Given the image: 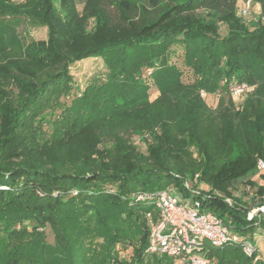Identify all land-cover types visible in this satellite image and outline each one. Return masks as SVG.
<instances>
[{
  "label": "trees",
  "instance_id": "1",
  "mask_svg": "<svg viewBox=\"0 0 264 264\" xmlns=\"http://www.w3.org/2000/svg\"><path fill=\"white\" fill-rule=\"evenodd\" d=\"M252 1L261 16L246 22L237 0H180L154 19L136 17L138 0H0V264H176L145 253L153 206L135 198L169 187L191 196L195 175L204 208L234 233L264 236V215L248 219L264 184L247 181L260 196L247 207L231 190L264 162V0ZM21 25L46 28V39L28 40ZM88 58L107 78L69 99L70 68ZM233 79L253 87L238 109ZM201 91L220 96L214 108ZM206 255L264 264L238 245Z\"/></svg>",
  "mask_w": 264,
  "mask_h": 264
},
{
  "label": "built area",
  "instance_id": "2",
  "mask_svg": "<svg viewBox=\"0 0 264 264\" xmlns=\"http://www.w3.org/2000/svg\"><path fill=\"white\" fill-rule=\"evenodd\" d=\"M251 4L252 0H244V5L238 9L239 16H247ZM260 19L264 22V17ZM150 73V69L145 70L146 76ZM252 89V86L234 79L228 82L227 92L232 100H236H233L236 109ZM257 170H264L263 161H257ZM193 180L196 181L195 178ZM184 186L191 194L186 199L174 196V187L153 194L136 195V201L150 202L153 206L152 211L145 213L149 225L148 245L145 250L147 255L164 254L172 257L176 264H217L214 258L207 257L208 250L231 244L240 246L246 256H254L255 260L259 258V243L256 247V244L248 239H241L239 234L232 232L220 218L204 208L197 198L201 189H193L190 181H186ZM227 201L229 202L228 199ZM256 211L264 215V205L256 208ZM250 213L248 219L255 215Z\"/></svg>",
  "mask_w": 264,
  "mask_h": 264
},
{
  "label": "rangeland",
  "instance_id": "3",
  "mask_svg": "<svg viewBox=\"0 0 264 264\" xmlns=\"http://www.w3.org/2000/svg\"><path fill=\"white\" fill-rule=\"evenodd\" d=\"M139 1V8H137L138 13H136V17L140 16L143 13H147V16L149 19H154L157 17L158 13L164 9H166L167 7H169L171 5V3H177L180 0H174V1H168L163 3L161 6L157 7V8H152L150 7L148 4H146L145 2H143L142 0H138ZM244 5V0H237V10L242 7ZM78 8H81V5H78ZM108 10L110 12L114 11L112 7H108ZM261 16L260 13V6L258 3L252 1V4L250 6V11L247 14V16H245L243 19H245V21L247 22L248 20L254 19L257 20L258 17ZM253 21V20H252ZM264 24V23H263ZM25 29L29 32V36H28V40H45L46 39V28L43 27H27L25 28V25H21L18 28V32L23 35ZM227 29L225 26H221L220 27V34L224 35L226 33ZM176 53L178 54V56H175L177 58H174L175 60H179L181 58V54H182V48L180 47H174L173 48ZM178 65L179 68L183 71V76H182V81L184 83H188L191 82L193 80L192 77V73L186 69L184 66H182L181 62L178 61ZM70 73L72 74L73 78H74V82L76 85L75 88V92L72 94V96L69 98H73L76 95H80L82 93V91L84 90V88L88 85V84H96L98 85L99 83L103 82L106 80L107 78V74H108V70L105 67L103 61L100 58H88L85 60H82L78 63H76L75 65H73L70 68ZM148 83V95H149V99L152 101L154 100L157 96H158V91L156 89V87L153 84L152 80H147ZM201 97L205 100V102L207 103V105L212 109L216 106L218 99L220 98V96L218 95H208L206 93H204L203 91L200 92ZM68 99V101H69ZM224 99L228 100V96L224 95ZM234 100V99H233ZM236 102V100H234ZM132 142H134L139 150H145L144 145L139 142V137L138 136H132L131 137ZM264 174V170L263 171H257L255 174H252L248 177H245L239 181H237L236 183H234V185L232 186V195L235 199H239L244 205L245 207L250 206L252 204H255L258 202V200L260 199V196L256 193L257 190V185H261L264 184L263 181L260 178V175ZM196 179L197 182L195 183L196 187L199 188H203L206 185L203 183H200L197 180V175H195L194 177ZM251 181L253 183L256 184V186L252 187L250 186L247 181ZM207 188V186L205 187ZM174 196H176L177 198L180 199H186L187 196H185L183 193L178 192L177 190L174 191ZM217 194L219 196H223L222 194L218 193ZM229 200V199H228ZM147 204L150 205V202H148ZM148 206V205H147ZM261 207V206H260ZM258 208V207H257ZM254 210V209H253ZM256 210V208H255ZM250 211V214H257L258 212L256 211ZM46 234H47V240L49 242L52 241V236L50 234V230L49 228L46 229ZM241 239H248L250 242H252L253 244L259 243V245L264 246V236L259 232H248L247 234H243V235H239ZM253 237L255 238V240L253 239ZM118 252H120V256L121 258L124 257V252L123 250H121L120 246H117Z\"/></svg>",
  "mask_w": 264,
  "mask_h": 264
},
{
  "label": "crops",
  "instance_id": "4",
  "mask_svg": "<svg viewBox=\"0 0 264 264\" xmlns=\"http://www.w3.org/2000/svg\"><path fill=\"white\" fill-rule=\"evenodd\" d=\"M258 248H259V252H260L259 256L264 257V246L262 245V247H261V245L258 244Z\"/></svg>",
  "mask_w": 264,
  "mask_h": 264
}]
</instances>
